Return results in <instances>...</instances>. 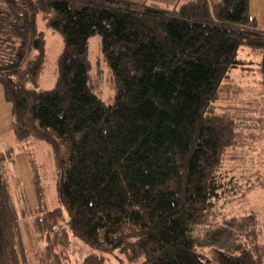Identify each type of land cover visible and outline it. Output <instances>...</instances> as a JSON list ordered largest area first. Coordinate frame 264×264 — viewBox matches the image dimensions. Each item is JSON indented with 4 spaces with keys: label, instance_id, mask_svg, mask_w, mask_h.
<instances>
[{
    "label": "trees",
    "instance_id": "obj_1",
    "mask_svg": "<svg viewBox=\"0 0 264 264\" xmlns=\"http://www.w3.org/2000/svg\"><path fill=\"white\" fill-rule=\"evenodd\" d=\"M249 1L0 0L18 39L0 85L37 200L24 206L20 192L16 207L0 167V264H70L76 242L130 264H264L256 216L224 210L262 129L252 108L245 115L232 104L237 70L256 76L264 94V29ZM39 13L63 42L49 89L35 87L45 49ZM94 34L114 85L109 103L90 84ZM33 137L51 152L54 206L24 147ZM263 183L247 176L243 193ZM79 264L102 261L90 254Z\"/></svg>",
    "mask_w": 264,
    "mask_h": 264
},
{
    "label": "rangeland",
    "instance_id": "obj_2",
    "mask_svg": "<svg viewBox=\"0 0 264 264\" xmlns=\"http://www.w3.org/2000/svg\"><path fill=\"white\" fill-rule=\"evenodd\" d=\"M1 11L2 6L0 5V64H3L14 58L18 39L6 31L3 22V13ZM36 26L37 29L41 30L44 34L45 49L43 66L38 73L35 87L49 89L54 85L56 79V58L62 48L63 42L58 33L45 28L40 13L36 16ZM99 41L100 38L97 34L92 35L87 41L90 84L93 91L104 102L109 103L113 100L114 85L110 76L109 68L100 53ZM32 56L33 54L31 53L29 57L31 58ZM244 70L245 69L237 70L233 75L237 82L234 81V83L238 86L239 91L238 95L235 97L237 102H233L232 104L236 105V107L241 106V108H252V123L253 125H256L254 128H256L255 130L262 129H260L259 132V144L257 145L253 161H247V163H244V167H242V163L236 167V175L234 176L235 181L233 182V186H231L236 191V194L234 195V198L229 197V201L225 204L224 210H226V212L231 211L232 213L237 210L240 211V213L250 212L254 214L261 223L260 227L264 228V183L262 186H256L243 193L247 189L246 186H248L245 184L247 176L249 180V178L253 176L261 175V179L264 182V94L259 87L251 84V80L256 76L246 74ZM249 79L250 81L247 82ZM220 104L227 105V102L224 100L223 102H220ZM242 111L245 115L250 114V111L245 112L243 108ZM33 138L29 139L27 143L24 144V147L31 154V159L34 164L33 168L39 175V183L44 187V200L47 202V206H54L56 204V199L53 192L54 172L52 173L53 161L51 158V152L49 146L41 137ZM256 143L257 141H255V144ZM15 145L11 133H0V167L5 177L9 192L15 197L13 198L16 207H19L22 204L20 192L23 193V197L25 198L23 205L33 207L36 205L37 200L33 183L31 181L32 179L30 177L31 171L26 160L25 152L14 149ZM259 148L263 151H259ZM12 163L14 164L15 172L12 171L13 168L9 166V164ZM229 164L235 166L237 163L236 161H230L227 165L229 166ZM15 180H18V182L14 186L13 182H15ZM236 195L239 196L236 197ZM213 221V218L210 219L208 217L207 223L210 222L209 224H212ZM213 225L217 226L218 224L214 223L212 226ZM205 227H199L197 229V234L202 233ZM209 227H211V225H209ZM30 243L38 245V243L34 242L32 239L30 240ZM74 246L76 252L70 256V264H79L83 258L90 254H96L99 257V260L102 261V264H130L118 251L103 253L78 242H76ZM201 251L208 254L206 248H203ZM31 256L33 257V253H31ZM34 264L36 263L34 262Z\"/></svg>",
    "mask_w": 264,
    "mask_h": 264
},
{
    "label": "crops",
    "instance_id": "obj_3",
    "mask_svg": "<svg viewBox=\"0 0 264 264\" xmlns=\"http://www.w3.org/2000/svg\"><path fill=\"white\" fill-rule=\"evenodd\" d=\"M129 1H133V2L146 1V2H154L162 6H172L178 0H129ZM248 11H249L251 18L255 20L256 28L259 30H263L264 29V0H250L248 4ZM0 133H6V134L11 133L12 134L10 104L4 98L3 87L1 85H0ZM12 139H14L13 134H12ZM9 166L13 168L12 171L15 170L13 163L9 164ZM17 182L18 180H15V182H13V185L15 186ZM261 234L264 237V228H261Z\"/></svg>",
    "mask_w": 264,
    "mask_h": 264
}]
</instances>
